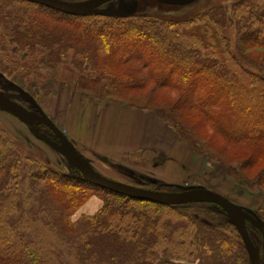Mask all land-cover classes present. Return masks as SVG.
<instances>
[{
  "label": "trees",
  "instance_id": "1",
  "mask_svg": "<svg viewBox=\"0 0 264 264\" xmlns=\"http://www.w3.org/2000/svg\"><path fill=\"white\" fill-rule=\"evenodd\" d=\"M5 1L11 9L0 7V17L17 48L44 43L56 63L63 58L75 66L79 89L119 97L150 87L175 92L171 108H153L159 118L192 142L196 153L218 159L238 180H253L264 195V0H232L228 6L194 0L173 10L83 15ZM178 110L198 117L245 157L232 164L213 155L180 126ZM92 197L100 201L95 212L73 219ZM205 204L191 203L197 212L184 214L178 205L93 185L23 156L0 127V264H249L234 225L226 218L223 226L235 232L229 236L203 211ZM167 213L184 223L172 228ZM254 217L264 225V198ZM246 225L261 246L259 231Z\"/></svg>",
  "mask_w": 264,
  "mask_h": 264
},
{
  "label": "rangeland",
  "instance_id": "2",
  "mask_svg": "<svg viewBox=\"0 0 264 264\" xmlns=\"http://www.w3.org/2000/svg\"><path fill=\"white\" fill-rule=\"evenodd\" d=\"M63 1L77 3L82 0ZM202 1L206 5L217 4L220 1L228 6L232 0ZM196 2L193 0L191 6ZM187 3L189 2L186 0H110L95 10L109 14H131L149 7L173 10ZM17 5L20 9L25 7L22 4H16L15 7ZM6 6L11 9L9 2L0 0V7L7 8ZM118 8H121L120 13L115 12ZM3 22L0 17V43H2L0 91L10 95L28 109L49 116L69 140L70 137L76 140L77 150L81 155L83 154L82 156L93 169L114 180L154 190L208 188L227 197L253 216H257L264 195L254 181L245 178L238 180L228 173L227 167L218 159L209 158L206 153H196L192 142L179 137L171 124L156 114L153 108L169 109L175 104L178 97L175 92L150 87L138 89L126 97L121 95L119 97L79 89L78 71L74 69L75 66H69L63 58L61 62L56 63V60L49 56L50 51L43 48L44 43H41L42 45L33 43L31 48L19 46L17 48L15 43L6 38L11 32L5 28ZM81 58L82 55L78 57L79 60ZM74 61L77 63L78 60ZM102 84H104L102 88L106 87L107 82L103 81ZM125 102H131L133 105ZM129 110L131 111L128 112ZM174 113L177 114L180 126L189 129L196 140L213 155L232 164L245 157L241 158L239 150L227 147L223 140L217 138L213 130L198 117H186L180 110ZM145 124L146 135L142 137L141 142L147 145L141 144V148L133 149L121 162H109L108 158L103 157L105 160L100 158L104 156L103 152L116 147L114 144L121 139L126 130L130 131L139 125H143L145 129ZM0 127L17 144L23 156H32L41 163L47 161L52 167L64 173L78 174V171L61 154L40 140L24 123L2 109H0ZM37 129L40 133L53 136L43 126H37ZM158 149L166 151L169 157L160 171L152 167L151 159ZM156 163L155 161L154 164ZM247 173L252 175L254 172L247 171ZM99 203V199L92 197L72 218H77L81 213L95 212ZM178 208L184 214L192 215L197 212V208L190 204L178 205ZM203 211L211 213L212 222L225 230L229 236L235 235L232 229L223 226L227 217L217 205L207 203L203 205ZM166 219L173 226L172 228L185 221L184 217L174 213H167ZM168 231H171V228ZM156 264L198 263L167 259Z\"/></svg>",
  "mask_w": 264,
  "mask_h": 264
},
{
  "label": "water",
  "instance_id": "3",
  "mask_svg": "<svg viewBox=\"0 0 264 264\" xmlns=\"http://www.w3.org/2000/svg\"><path fill=\"white\" fill-rule=\"evenodd\" d=\"M51 9L71 15L89 13L110 0H83L77 3L63 0H27ZM191 2L193 0H186ZM116 13L121 12L118 8ZM0 109L24 123L40 140L61 154L78 171V177L93 185L115 193L141 200H148L164 205H182L191 203H211L217 205L231 221L241 237L249 257V264H264V225L250 212L232 202L227 197L204 187L182 188L176 191H162L137 187L106 177L91 167L89 162L78 152L61 128L47 115L37 113L0 91ZM44 125L53 136L40 133L37 126ZM246 222L255 227L261 235V246L253 242Z\"/></svg>",
  "mask_w": 264,
  "mask_h": 264
},
{
  "label": "crops",
  "instance_id": "4",
  "mask_svg": "<svg viewBox=\"0 0 264 264\" xmlns=\"http://www.w3.org/2000/svg\"><path fill=\"white\" fill-rule=\"evenodd\" d=\"M72 1H79V0H72ZM131 110H129L128 112H130ZM127 113V112H125ZM133 114V113H132ZM133 117V115L131 116ZM146 124H145V129L143 127V125H139L137 126V128H132L130 129V131L126 130V133H123V136L121 137V139L115 143L114 145H116L115 148L109 149L107 150V152H103L104 156H100V158H102V160L105 159H109L108 161H112V162H121V160H123V158H125L127 156V154L132 151L133 149L136 148H141V144L147 145V143H142V137L144 135H146ZM71 141L73 142V144L77 147V143L76 140L73 137H70ZM83 155V154H82ZM103 157L105 159H103ZM152 159V167L155 168L156 170L160 171L161 169H163V167L166 165L167 160L169 159L168 154L166 151L158 149L155 154L151 157ZM154 160V161H153ZM157 162L156 164H154V162ZM174 166V165H173ZM176 167V166H174Z\"/></svg>",
  "mask_w": 264,
  "mask_h": 264
},
{
  "label": "flooded vegetation",
  "instance_id": "5",
  "mask_svg": "<svg viewBox=\"0 0 264 264\" xmlns=\"http://www.w3.org/2000/svg\"><path fill=\"white\" fill-rule=\"evenodd\" d=\"M39 126H41V125H39Z\"/></svg>",
  "mask_w": 264,
  "mask_h": 264
}]
</instances>
